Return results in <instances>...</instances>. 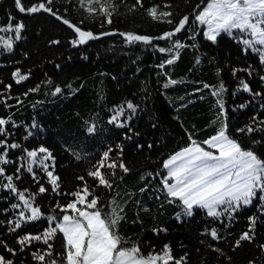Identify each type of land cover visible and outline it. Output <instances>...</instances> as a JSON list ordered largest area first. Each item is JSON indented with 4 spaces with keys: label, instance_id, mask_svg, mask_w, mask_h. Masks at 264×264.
<instances>
[{
    "label": "trees",
    "instance_id": "1",
    "mask_svg": "<svg viewBox=\"0 0 264 264\" xmlns=\"http://www.w3.org/2000/svg\"><path fill=\"white\" fill-rule=\"evenodd\" d=\"M41 2L55 15L43 10L20 13L14 0H0V27L9 23L25 24L22 38L14 40L10 52L0 46V100L6 101V104L0 103V117L10 116L15 123V126H7L10 135L0 136V139L21 146L8 150L7 159L12 163L4 166L5 174L14 176L17 189L26 190V195L36 194L34 203L41 206L45 215L62 216L56 205L72 202L75 198L69 194L81 190L85 184L100 197L105 212L111 210L115 198L124 208L125 216L118 227L119 235L127 241L126 247L137 244L145 256L161 253L168 244L175 259L185 257L183 264H249L250 261L264 264L261 248L264 245V204L259 199L241 208L231 219L227 216L211 218L201 209H195L191 217L182 215L177 219L181 208L177 203H168L162 190L163 161L187 147L191 140L203 145L204 140L216 133L221 121L228 124V134L242 147L251 148L264 158V132L236 131L264 121L261 107L264 81L260 79L264 76V64L260 63L259 56L245 51L239 38L233 39L227 34L213 43L203 35L202 25L191 23L208 0H141L139 4L137 0H112L115 11L110 24L99 11L90 15L80 6V0H53L51 4L47 0H22L25 8ZM92 6L99 9V5ZM152 7H157L158 13L171 12L173 24L167 23V18L153 20L148 14ZM184 15L189 16L188 27L194 31L186 30L173 38L187 47L180 50L174 64L165 65L163 69L158 66L169 59L170 54L158 49L169 47L168 41L128 44L121 35L131 32L158 37L172 30ZM9 16L15 19L9 20ZM63 19L98 36L110 34L73 46L71 41L77 34ZM13 35L0 32V37L5 39ZM17 69L28 76L19 84L13 77ZM169 79L177 83L165 87ZM241 81L261 95L253 97L251 93L238 91ZM221 83L225 88L222 94L224 116H220L218 98L211 95ZM205 84L210 87L204 88ZM57 86L62 92L51 95ZM129 101L137 106V111L132 115L126 110L125 116L120 118L126 126L109 123L114 110L121 105L126 107ZM128 115H132L130 120L126 119ZM89 126L95 127L91 134L87 132ZM254 140L261 143L253 144ZM40 147L47 148L54 158V168L49 161V170L59 177L60 188L55 193L42 169L33 166L36 180L26 170L25 150ZM109 149L112 151L108 162L115 161L117 165L123 162L130 171L125 174L118 166L112 170L101 169L113 184L111 189H106L98 186L97 178L88 173ZM17 168H21L19 180L15 179ZM142 176L145 179L141 180ZM41 185L47 189L43 194L38 192ZM16 203L19 201L15 193L0 188V241H3L0 255L13 264H41L33 259V253L43 254L47 250L43 240L24 246L18 240L26 234H41L49 226L48 222L27 223L10 232L12 225L8 221L14 222L19 212L11 207ZM250 217L256 218L254 234L250 233L253 239L242 241L236 247L235 241L249 230ZM212 229H216L219 239L211 237ZM49 242L53 243L54 255L46 257L44 264L62 251V234L58 233L55 241Z\"/></svg>",
    "mask_w": 264,
    "mask_h": 264
},
{
    "label": "snow or ice",
    "instance_id": "2",
    "mask_svg": "<svg viewBox=\"0 0 264 264\" xmlns=\"http://www.w3.org/2000/svg\"><path fill=\"white\" fill-rule=\"evenodd\" d=\"M15 5L20 13L33 14L43 10L44 12L55 15L52 9L41 2L38 5L25 8L22 0H14ZM53 0H47L51 4ZM141 3V0H137ZM99 5V9L92 5ZM80 6L85 9L90 15L100 12L107 17V22L110 24L111 16L115 11V6L112 0H80ZM167 7V6H166ZM200 8V5H197ZM195 11V10H194ZM148 14L153 20H161L167 18L166 22L173 24L170 19L172 13L162 11L158 13L157 7H152L148 10ZM59 18V17H58ZM15 19L9 16V20ZM62 19V18H60ZM63 23L74 29L77 38L71 41L73 46L84 45L88 41L99 39L100 36L109 35L110 33H101L100 36L93 34L90 30H82L81 27L73 25L69 20L63 19ZM191 23H198L205 26L204 36L207 40L215 43L217 38L222 34H227L233 39H238V42L244 46V50H250L252 53L259 56L261 64H264V0H208L206 6L194 15ZM190 18L184 15L179 19L172 30L162 33L158 37H150L146 35H138L134 33H121L125 37L126 43L135 44L143 43L146 45L152 44L153 40H164L170 43V46L160 47L161 53H169L170 58L162 62L158 67L163 69L165 65L174 64L180 56V50L187 47L179 39H173L178 34L184 31H194L189 28ZM25 28L23 22H18L13 26L9 23L6 27H0V32L13 33L7 39L0 37V46L6 51H11L13 42L22 38L21 33ZM193 40L195 36L191 37ZM59 43V41H53ZM199 63V60H197ZM16 83L28 79V76L22 75L17 69L13 73ZM264 81V76L260 77ZM176 80L169 79V85L176 84ZM9 89L11 85L7 86ZM210 86L205 84L204 88ZM36 89H30L35 91ZM246 93H251L253 97L260 96L261 93H254L247 82H240V89ZM200 91V89H197ZM225 88L221 83L218 88L211 91L213 97H217L216 104L220 110V116H224L225 106L222 99V94ZM62 92V88L57 86L51 95H57ZM27 95V93H25ZM0 103L6 101L0 100ZM241 108L246 105H240ZM264 108V104H261ZM126 110L134 115L137 111V106L132 102H127L126 107L121 105L114 110V115L111 116L109 123L115 124L117 127H125L126 123L121 121V117L125 116ZM132 115L126 117L127 120L132 118ZM256 117L253 121H256ZM215 123V122H214ZM12 124L15 126L11 117H0V136L7 137L10 133L7 126ZM264 121H260L259 125L253 126L249 124L236 131L239 133L251 134L256 131L264 132ZM94 126L87 128L88 133H93ZM201 143L191 140L189 146L171 155L163 161V169L166 170V175L162 179L163 191L168 197V203H177L181 211L176 214V218L181 216L191 217L195 209L205 210L206 215L211 218L219 219L222 216L232 218L234 213H238L243 207L252 205L254 200L259 199L261 204H264V158L251 148L245 149L242 144L228 134V124L224 121L220 122V126L216 133ZM253 144H259L261 141L254 140ZM21 146L17 143L8 144L6 139H0V148L3 152L0 153V188L7 189L15 193L19 203L13 204V209H19L17 219L8 221L10 232H15L24 224L33 223L41 220H47L48 227L38 235L26 234L20 237L18 243L24 246L32 241L43 240L47 245V250L41 254L33 253V259L44 264L46 257H52L53 243L57 234H62L63 246L62 251L55 253L57 258L47 260V264H183L185 257L175 259L171 252L170 245H164L161 253H149L145 256L139 245L133 244L131 247H126L127 241L119 235L118 227L121 221L125 219L124 208L116 201L112 200L111 210L105 212L101 206L100 197L96 196L94 191H90L87 184L81 190L70 193L75 199L67 205H56V208L62 213V216L55 214L45 215L42 212L41 206L36 205V194H27L25 191H19L14 183L13 175L5 174V165L12 163L7 159L9 149H18ZM151 147V145H149ZM26 170L32 174L36 180V174L33 166L42 169L52 186V191L55 193L59 190V177L50 171L49 161L52 162L51 167L54 168V158L52 153L45 147H40L38 150H25ZM112 149L103 153L102 159L94 166V170L88 173L89 176L97 178L98 186H103L106 189H111L113 184L107 179V174L101 169L112 170L117 166L127 174L130 170L123 163L119 165L115 161H109ZM79 159V157H77ZM21 168L16 169V180L20 179L18 175ZM115 175L114 172L110 173ZM152 176V173H148ZM156 175H159L157 173ZM78 179L83 180V177ZM145 177H141V180ZM6 181V182H5ZM47 191L44 186L39 187V194ZM143 192L144 189H141ZM92 198L89 200L88 197ZM80 205L81 207H78ZM71 210L72 214H69ZM4 211H7L5 209ZM249 230L244 232L239 239L235 241V246L239 247L242 241H251L253 239L256 218L250 217ZM166 231V230H164ZM211 237L219 239L216 229H212ZM3 244V241H0ZM10 253H14L13 249L7 248ZM264 249V245H261ZM23 247L21 248V251ZM216 251H220L216 249ZM0 264H13L12 260L5 259L0 255ZM253 264V262H249Z\"/></svg>",
    "mask_w": 264,
    "mask_h": 264
},
{
    "label": "rangeland",
    "instance_id": "3",
    "mask_svg": "<svg viewBox=\"0 0 264 264\" xmlns=\"http://www.w3.org/2000/svg\"><path fill=\"white\" fill-rule=\"evenodd\" d=\"M207 3H208V2H207ZM207 3H206V4H207ZM206 4H205L204 6H206ZM202 9H203V8H202ZM204 30H206V29H205V26H203V33H204ZM203 35H204V34H203ZM188 146H189V145H188ZM202 146H204V147L207 148L206 145H202ZM179 151H180V150H179ZM177 152H178V151H177ZM175 153H176V152H175ZM173 154H174V153H173ZM173 154H172V155H173ZM167 159H168V158H167ZM164 170H165V169H164ZM165 175H166V170H165Z\"/></svg>",
    "mask_w": 264,
    "mask_h": 264
},
{
    "label": "water",
    "instance_id": "4",
    "mask_svg": "<svg viewBox=\"0 0 264 264\" xmlns=\"http://www.w3.org/2000/svg\"><path fill=\"white\" fill-rule=\"evenodd\" d=\"M74 31V29H72Z\"/></svg>",
    "mask_w": 264,
    "mask_h": 264
}]
</instances>
